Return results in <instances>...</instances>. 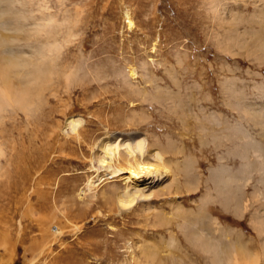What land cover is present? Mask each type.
<instances>
[{
	"label": "rangeland",
	"instance_id": "rangeland-1",
	"mask_svg": "<svg viewBox=\"0 0 264 264\" xmlns=\"http://www.w3.org/2000/svg\"><path fill=\"white\" fill-rule=\"evenodd\" d=\"M0 7L46 72L0 120V264H264V0ZM130 150L171 171L132 203Z\"/></svg>",
	"mask_w": 264,
	"mask_h": 264
},
{
	"label": "bare ground",
	"instance_id": "bare-ground-1",
	"mask_svg": "<svg viewBox=\"0 0 264 264\" xmlns=\"http://www.w3.org/2000/svg\"><path fill=\"white\" fill-rule=\"evenodd\" d=\"M48 19H50L48 23H39V28L41 29V31H43V29H46L47 27L52 26L53 19H51V17H49ZM129 24L131 26H133V22L131 21V19H129ZM5 28H6V26H5ZM228 38L230 40V37H228ZM11 42H14V40H10L8 38L5 39L4 37L0 36V49L6 54V55H2L3 60L0 63V65H2V68H0V120H2L5 117L4 115L8 111L14 112L17 109L22 110L23 105H24V107H26L25 104H22V98L24 99V97H25V96L22 97V95L24 93L25 94L28 93V91L22 90V82H25L26 84L31 85L30 84L31 80L37 81L38 79H42L44 77V75L46 74L45 69L43 67L44 64L42 65V64L37 63V62L33 63L29 59L22 58V56L17 54L14 51V49L11 47V45L9 44ZM41 43H43V42H41ZM225 48H226V45H225ZM225 48H224V50H226ZM41 57H40V59H41ZM134 75H135V73L133 71H131L130 76L134 77ZM14 80H16V82H14ZM22 92H23V94H22ZM137 143L141 144L142 148H144V149H145L146 145L148 144L145 138L138 139ZM121 149L122 148H121V146H119L118 143L115 144L113 147L112 146L109 147L107 150V153H106L107 155L105 157L106 160L104 159L103 162H107L110 160L112 161L113 159L119 157ZM134 151L135 150H130V152L128 154L129 158H127V161H126L127 162L126 167L117 168L115 171L113 170L114 171L113 173H115V176L127 173V176H124V178H123V179H125L126 187L123 189L121 197H123L124 199H126L130 203L134 202L135 200L137 201V199H139L140 197H142V199H145L144 197H147V195L150 194V192H148V191H150L151 188L154 187L155 183L157 181H159V179L155 180L154 178H156V177L161 178L163 175L171 173L169 168H165V171L161 172L158 169V167L155 166V164L143 162L142 160L137 158ZM145 151L143 153H145ZM157 153H155V154H157ZM157 155H158V157L161 156L160 154H157ZM152 178L154 180H152ZM90 183L91 182H89V184H88L89 189H91ZM83 192H86V191L84 190ZM144 195H146V196H144ZM139 200H141V199H139ZM242 248H239L241 250L233 249L231 254L229 253L228 258L226 259L227 260L226 264H255V262H251L250 258L246 254H244L245 251ZM213 253H215L214 259H216L217 264H225L224 263L225 259H223L221 257V253L219 254V252L217 250L213 251ZM248 254H250V253H248Z\"/></svg>",
	"mask_w": 264,
	"mask_h": 264
}]
</instances>
